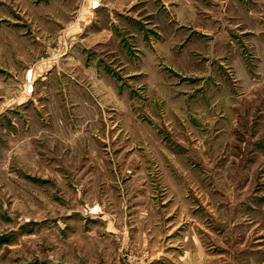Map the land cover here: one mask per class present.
I'll return each instance as SVG.
<instances>
[{
  "label": "rangeland",
  "instance_id": "obj_1",
  "mask_svg": "<svg viewBox=\"0 0 264 264\" xmlns=\"http://www.w3.org/2000/svg\"><path fill=\"white\" fill-rule=\"evenodd\" d=\"M196 1L211 35L148 42L119 104L45 119L0 81V264H264V0ZM95 5L0 0V70L54 62Z\"/></svg>",
  "mask_w": 264,
  "mask_h": 264
},
{
  "label": "crops",
  "instance_id": "obj_2",
  "mask_svg": "<svg viewBox=\"0 0 264 264\" xmlns=\"http://www.w3.org/2000/svg\"><path fill=\"white\" fill-rule=\"evenodd\" d=\"M92 2H96V5L92 6L91 13L71 22L69 30L66 25L67 31L63 36L53 41L57 48L54 62H32L23 72L0 70V81L18 84L12 92L14 99L18 100L16 105L37 98L43 104L40 105L43 118L50 119L61 113L65 101L74 110L79 105L89 107L84 95V91L89 89L112 91L110 94L115 104H119L124 99L119 94L120 74H128L127 68L131 63L144 67V51L146 46L152 50L153 40L168 42L167 37L170 41L173 37L176 40L180 27L188 28L190 41H194L196 35H211L205 21L201 20L206 16V9L202 7V10H198L200 5L196 0ZM28 70L30 79L26 83ZM140 71L138 68L129 75L142 73ZM103 80L109 82V88L102 87ZM28 86H31V93L26 95L24 89ZM14 99L11 100L12 104L15 103Z\"/></svg>",
  "mask_w": 264,
  "mask_h": 264
}]
</instances>
